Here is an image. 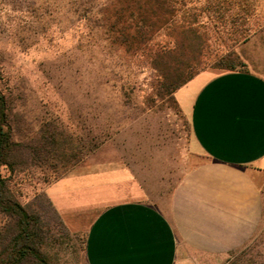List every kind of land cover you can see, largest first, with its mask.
Segmentation results:
<instances>
[{"label":"rangeland","instance_id":"1","mask_svg":"<svg viewBox=\"0 0 264 264\" xmlns=\"http://www.w3.org/2000/svg\"><path fill=\"white\" fill-rule=\"evenodd\" d=\"M181 2L190 14L201 15L209 33L195 69L220 74L230 71L222 63L228 54L243 64L255 53L264 56V0ZM113 4L0 0V90L8 102L13 141L55 145L66 157L50 155L13 176L1 168L16 199L48 222L41 248L48 264H88L87 227L96 211L87 217L83 212L80 221L63 218L49 189L64 178L102 173L121 179L123 189L132 184L159 196L204 161L190 152V118L177 92H170L173 81L159 71L156 53L163 38L132 49L109 30L106 18L117 7ZM21 154L26 160L27 151ZM77 155L78 162L71 159ZM15 234L14 221L0 210V260L8 258L5 249ZM227 264H264V213L253 244Z\"/></svg>","mask_w":264,"mask_h":264},{"label":"crops","instance_id":"2","mask_svg":"<svg viewBox=\"0 0 264 264\" xmlns=\"http://www.w3.org/2000/svg\"><path fill=\"white\" fill-rule=\"evenodd\" d=\"M243 61L240 70L201 72L177 91L191 121L190 152L204 161L172 189L153 196L102 173L49 189L64 219L96 211L88 264H227L253 244L264 213V56Z\"/></svg>","mask_w":264,"mask_h":264},{"label":"trees","instance_id":"3","mask_svg":"<svg viewBox=\"0 0 264 264\" xmlns=\"http://www.w3.org/2000/svg\"><path fill=\"white\" fill-rule=\"evenodd\" d=\"M181 1L113 0L117 7L109 11V16L106 18L109 30L114 32L117 38L118 36L119 39L124 38L123 42L129 44L132 49H140L154 42L157 37L163 38L156 58L160 60L159 65L162 66H159V71L163 73L165 80L173 81L170 86L172 94L203 72L201 69H195L194 66L201 61L209 40L206 24L200 20L201 15L190 14L182 8ZM114 17L116 22L112 20ZM222 63L230 71H235L239 66H245L233 54L223 57ZM24 150L27 151L26 160L21 156ZM62 154H60V148L55 145L27 147L13 141L9 125L8 102L0 90V210L9 216L16 226V234L5 249L8 258L0 260V264H24L25 262L48 264L41 248L49 233L46 231L48 222H45V217L42 214L29 213L16 199L8 184L10 178L1 175V168H7L13 176L22 170L24 172L36 162H46L50 155L54 159L60 156L65 157ZM71 157L79 161L78 155L77 158ZM44 182L50 183L48 180ZM50 207H54L51 201ZM55 222L61 224L59 215H56Z\"/></svg>","mask_w":264,"mask_h":264}]
</instances>
